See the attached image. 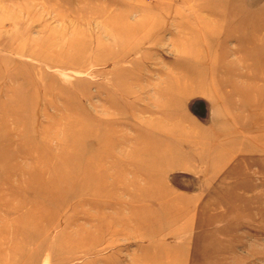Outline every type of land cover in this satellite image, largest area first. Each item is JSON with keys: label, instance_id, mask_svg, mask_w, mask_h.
Masks as SVG:
<instances>
[{"label": "rangeland", "instance_id": "1", "mask_svg": "<svg viewBox=\"0 0 264 264\" xmlns=\"http://www.w3.org/2000/svg\"><path fill=\"white\" fill-rule=\"evenodd\" d=\"M0 264H264V0H0Z\"/></svg>", "mask_w": 264, "mask_h": 264}]
</instances>
